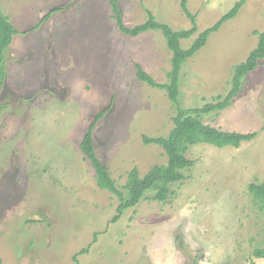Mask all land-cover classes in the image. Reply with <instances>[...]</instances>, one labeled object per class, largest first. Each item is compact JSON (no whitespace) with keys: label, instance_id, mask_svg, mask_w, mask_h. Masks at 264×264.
Segmentation results:
<instances>
[{"label":"rangeland","instance_id":"374dc122","mask_svg":"<svg viewBox=\"0 0 264 264\" xmlns=\"http://www.w3.org/2000/svg\"><path fill=\"white\" fill-rule=\"evenodd\" d=\"M236 1L188 0L198 31L182 47ZM118 3L129 27L149 12L175 30L192 26L181 0ZM0 10L18 30L0 88V264H264L255 256L264 248V212L249 190L264 179V60L231 106L203 115L205 123L257 137L238 148L192 146L195 163L172 185V197L144 199L114 221L119 201L98 186L80 144L95 114L109 107L95 145L118 185L134 167L144 175L167 163L164 148L143 136H167L177 108L165 89L138 78L136 65L169 82L173 52L165 35L124 33L110 0H0ZM263 30L264 0H246L182 65V106L225 96L234 66Z\"/></svg>","mask_w":264,"mask_h":264},{"label":"trees","instance_id":"16d2710c","mask_svg":"<svg viewBox=\"0 0 264 264\" xmlns=\"http://www.w3.org/2000/svg\"><path fill=\"white\" fill-rule=\"evenodd\" d=\"M245 3L246 0H237L233 7L224 13L213 26L202 31L189 48H183L181 40L191 37L198 31L197 15L189 10L188 0H181V6L183 11L191 18L192 26L188 29L179 30L173 29L165 22L158 21L152 12H149L148 19L145 22L129 27L124 22L118 0H110L113 17L124 33L138 36L148 30H161L165 35L168 46L173 52L172 68L168 72L169 82L160 83L156 81L139 63L136 64L137 75L140 80L151 86L165 89L177 108L174 126L167 136H143L146 144L155 143L164 148L168 158L167 163L152 166L144 175L140 174L138 167H134L128 173V179L123 186L118 185L112 177L109 166L101 159L95 145V128L110 110L109 107L99 110L90 122L80 147L85 154V158L91 162L94 168L98 186L113 193L119 201L118 213L113 218L114 221L118 220L127 209L138 205L144 199L165 202L172 197L174 194L171 189L172 185L182 182L186 178L184 170L189 169L195 163L194 159L188 157V151L192 146L205 142L219 147L232 145L238 148L243 142L252 141L257 137V131L242 133L224 130L210 123H205L203 115L213 111L218 112L231 106L232 100L242 91L245 78L264 60V30L256 32L259 41L248 57L234 66L232 86L225 96L219 95L215 98L216 101L208 102L201 107H184L179 100L180 74L184 62L203 48L209 36L218 31L226 21L234 18ZM56 10L48 11L44 16V20H48ZM17 32L18 30L10 21L9 16L0 10V88L4 86L6 77H8L5 51ZM249 190L260 203V207L264 212V179L260 182L251 183ZM87 251L88 249H83L80 254ZM255 256L264 258V248H257ZM76 260L77 255L75 256Z\"/></svg>","mask_w":264,"mask_h":264}]
</instances>
